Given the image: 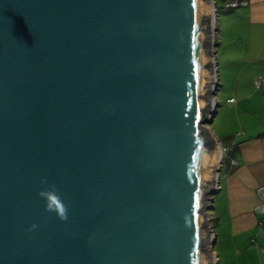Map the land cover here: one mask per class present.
I'll return each mask as SVG.
<instances>
[{"label": "water", "instance_id": "water-1", "mask_svg": "<svg viewBox=\"0 0 264 264\" xmlns=\"http://www.w3.org/2000/svg\"><path fill=\"white\" fill-rule=\"evenodd\" d=\"M215 4L0 0V264H214Z\"/></svg>", "mask_w": 264, "mask_h": 264}, {"label": "crops", "instance_id": "crops-1", "mask_svg": "<svg viewBox=\"0 0 264 264\" xmlns=\"http://www.w3.org/2000/svg\"><path fill=\"white\" fill-rule=\"evenodd\" d=\"M243 1L245 20L253 26L251 39L256 37V27L262 35L260 51H248L246 56L251 64H257L260 57L262 68L248 71L245 81L241 75L230 81L233 90L228 98L224 96V105L237 116L240 126L230 134L222 131L220 139L216 138L226 156L211 209L215 264H264V225L259 224L255 212L259 202L256 190L264 185V0ZM219 82L217 86L222 88V80Z\"/></svg>", "mask_w": 264, "mask_h": 264}, {"label": "rangeland", "instance_id": "rangeland-1", "mask_svg": "<svg viewBox=\"0 0 264 264\" xmlns=\"http://www.w3.org/2000/svg\"><path fill=\"white\" fill-rule=\"evenodd\" d=\"M216 2L215 7L217 9V28L216 36L214 37V29L212 34L213 42V52H215V61H214V83L220 86L218 79L222 80V88L218 87L216 90V95L211 94L212 98L215 101L217 110L214 115L213 120L208 121L206 124H203L206 129L215 136V138L220 139V133L223 131L226 134L235 131L236 128H239L240 121L237 119V116L234 115L230 107H227L225 95L227 98L231 95L230 81H234L237 77H240L241 80H246V74L248 71H252L253 68H262L261 58H257V64H251L248 62V57L246 54L252 52L254 49L260 51L261 45V30L259 27H256L258 30L257 33L254 31L256 37L251 39V34L253 32L252 27L247 24L245 20V10L243 4L238 7H228L226 2L229 0H214ZM234 2V1H233ZM252 54V53H251ZM214 57V55H213ZM214 59V58H213ZM248 62V63H247ZM217 71V72H216ZM217 75V79L216 76ZM219 77V78H218ZM223 97V98H222ZM241 113V111H240ZM242 114V113H241ZM236 118V119H235ZM209 120V119H208ZM216 145L220 144L217 141ZM222 160L218 163V170H216V187L218 186V176L223 174L221 171V165L223 159H225V148L222 147ZM224 163V162H223ZM220 168V169H219ZM207 196V195H206ZM208 196H211L210 194ZM212 209V208H211ZM210 209V210H211ZM201 212H206L207 210H201ZM209 216V215H208ZM213 221H209L208 225L213 226ZM210 248V246H208ZM217 246H213V250L208 249L207 253L214 255V264L216 261L215 252Z\"/></svg>", "mask_w": 264, "mask_h": 264}, {"label": "clouds", "instance_id": "clouds-1", "mask_svg": "<svg viewBox=\"0 0 264 264\" xmlns=\"http://www.w3.org/2000/svg\"><path fill=\"white\" fill-rule=\"evenodd\" d=\"M39 195L44 199L45 206L49 211H56L60 214L61 219H66L65 206L55 185L42 189ZM32 227H35V225H32Z\"/></svg>", "mask_w": 264, "mask_h": 264}, {"label": "built area", "instance_id": "built-area-1", "mask_svg": "<svg viewBox=\"0 0 264 264\" xmlns=\"http://www.w3.org/2000/svg\"><path fill=\"white\" fill-rule=\"evenodd\" d=\"M241 4L246 5V2L244 1H234L232 3L227 4L228 7H238ZM256 84L259 86L260 85V79L257 78L256 79ZM218 190V186L216 187V191ZM259 202L258 205L255 208V212L260 216L259 217V224L264 225V185H261L257 190H256ZM209 203H211V205H209V210H208V215H209V219L212 221V215H211V208L213 207V198L212 201L209 200ZM213 228V226H212ZM214 229V228H213Z\"/></svg>", "mask_w": 264, "mask_h": 264}, {"label": "bare ground", "instance_id": "bare-ground-1", "mask_svg": "<svg viewBox=\"0 0 264 264\" xmlns=\"http://www.w3.org/2000/svg\"><path fill=\"white\" fill-rule=\"evenodd\" d=\"M216 28H217V16L214 15V26H213V29H214V37L216 36V33H215ZM214 103H215V101H214ZM221 156H222V151L220 150V158H219L220 160H221Z\"/></svg>", "mask_w": 264, "mask_h": 264}, {"label": "trees", "instance_id": "trees-1", "mask_svg": "<svg viewBox=\"0 0 264 264\" xmlns=\"http://www.w3.org/2000/svg\"><path fill=\"white\" fill-rule=\"evenodd\" d=\"M237 1V0H236ZM240 1H243V0H240ZM229 3H232V2H229ZM229 3H227V4H229ZM227 4H226V6H227ZM230 8H232V7H230Z\"/></svg>", "mask_w": 264, "mask_h": 264}]
</instances>
